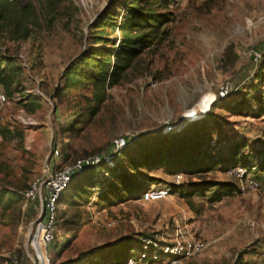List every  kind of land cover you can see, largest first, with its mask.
I'll list each match as a JSON object with an SVG mask.
<instances>
[{"label": "rangeland", "instance_id": "obj_1", "mask_svg": "<svg viewBox=\"0 0 264 264\" xmlns=\"http://www.w3.org/2000/svg\"><path fill=\"white\" fill-rule=\"evenodd\" d=\"M0 70V264H38L44 182L120 138L62 193L51 264H264V189L232 174L264 181V0H0Z\"/></svg>", "mask_w": 264, "mask_h": 264}, {"label": "built area", "instance_id": "obj_2", "mask_svg": "<svg viewBox=\"0 0 264 264\" xmlns=\"http://www.w3.org/2000/svg\"><path fill=\"white\" fill-rule=\"evenodd\" d=\"M255 58L258 55L255 54ZM228 96L227 90H221L219 92V99H225ZM6 98L4 94L0 93V104L4 105ZM1 141V136H0ZM127 142L124 138H120L115 141L113 150L111 154L105 158L102 157H89L81 160L75 161L73 164L65 165L60 171L56 172L44 182L45 189V205L44 211L40 217V220L36 222V231L32 241V247L37 255L38 264H51L50 259L45 254V251L53 242L56 232V222H57V203L62 195V193L68 188L72 179L76 176L81 175L87 168H93L99 166L100 164H106L110 166L114 161L115 157L122 152L127 147ZM54 155L58 156V151H54ZM245 170V169H244ZM236 168L232 171L240 182L245 181L247 187L252 191H258L260 188L264 189V183L256 179H245V171ZM37 186L28 189L25 192V198L27 200L36 199ZM167 196L166 190H150L142 195V200L149 202L163 199ZM147 245H151L148 240L143 244V249L145 250ZM195 250H200V245H193L182 250L180 247L171 248L170 253L174 256L182 255L186 253V256L192 255ZM143 259L146 258L145 253H141ZM129 264H133L131 261Z\"/></svg>", "mask_w": 264, "mask_h": 264}, {"label": "trees", "instance_id": "obj_3", "mask_svg": "<svg viewBox=\"0 0 264 264\" xmlns=\"http://www.w3.org/2000/svg\"><path fill=\"white\" fill-rule=\"evenodd\" d=\"M161 20H162V17L153 16L149 23L151 25H153L154 22L161 21ZM153 40H154L153 35L149 34V33H146V32L143 33L140 37H137V38H134V39H130V40L127 39L126 40L127 41L126 44L121 49V51H122L121 55L126 54V57L137 56L138 53L140 52V49L148 48L152 44ZM1 75H2V72L0 70V76ZM206 116H207V114H206ZM206 116H205V118H206ZM205 118H203V119H205ZM213 125H214V122L211 123V126H213ZM126 149H127V147L122 152H120L117 156H120L123 152L126 151ZM53 150L56 151L57 149L54 148ZM58 153H59V151H58ZM116 157H115V159H116ZM52 160H53V156L51 157V161ZM244 167L247 168L248 166L244 165ZM95 168H97L98 171L104 168L109 173H111L114 170L113 168L107 167L106 164H100L99 166H96V167H93V168H87L81 175L74 177L72 179L71 183L73 182V180L83 176L85 173L94 171ZM257 169H260V170L264 171V159L261 160L260 164L257 166ZM114 174H115V172H112V175H114ZM257 180L259 181V179H257ZM71 183H70V185H71ZM262 183H264V181ZM70 185L68 186V188L70 187ZM216 187H220L222 190L220 192H216V193L213 194V196L211 198V200L213 202H219L224 196H227L228 194H230L234 190V188L232 186H229L226 183L202 182V183L196 184L194 186V189L192 190V192H190L188 195H193V194H196V193H198L200 195H203L206 192H208L211 189L216 188ZM142 193H141V195H142ZM61 197L59 199L60 201H61ZM57 221H58V217H57ZM56 226H57V222H56ZM125 257L128 258L129 256L127 257V254H126Z\"/></svg>", "mask_w": 264, "mask_h": 264}]
</instances>
